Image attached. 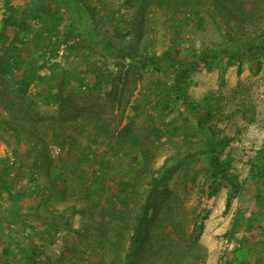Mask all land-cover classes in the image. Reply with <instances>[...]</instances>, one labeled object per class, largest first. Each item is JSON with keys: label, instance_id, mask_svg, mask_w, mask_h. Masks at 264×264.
I'll return each mask as SVG.
<instances>
[{"label": "rangeland", "instance_id": "374dc122", "mask_svg": "<svg viewBox=\"0 0 264 264\" xmlns=\"http://www.w3.org/2000/svg\"><path fill=\"white\" fill-rule=\"evenodd\" d=\"M80 3L96 42L60 0H0V264H123L160 179L130 264H264V0Z\"/></svg>", "mask_w": 264, "mask_h": 264}, {"label": "trees", "instance_id": "16d2710c", "mask_svg": "<svg viewBox=\"0 0 264 264\" xmlns=\"http://www.w3.org/2000/svg\"><path fill=\"white\" fill-rule=\"evenodd\" d=\"M61 2L67 4L69 7L72 8V10L77 11V16L80 17V21L83 24V22H86L88 20H91L92 24L89 28H87L86 38L85 42L86 44L91 42H96V34L95 29L96 26L95 23L92 21V17L95 16V11L91 8L83 7L80 3V0H60ZM5 33V32H4ZM2 34H0L1 38ZM255 45V44H254ZM253 45V46H254ZM260 50L264 51V41L260 44V47H258ZM215 53V52H212ZM217 53V52H216ZM215 53V54H216ZM203 61H205L206 57H200ZM8 58L3 59L4 61H7ZM7 62H10L9 60ZM147 64L149 66H157V65H165L169 70L173 72L175 75V89L180 94V97L184 100L186 104H189L190 102L185 98L186 94L183 91L182 87V81L184 80V75L182 72H179V68H181V64L172 56L171 52H164L161 55H153L150 56L147 60ZM177 72H179L177 74ZM40 78L41 76H37L36 72H27L23 74L21 79L19 80L20 85L29 86L32 84V82L36 79ZM206 122L204 120H198V125L201 128L206 127ZM221 144L215 143L211 138L208 141V146L206 148V153L209 155V163L212 169L213 177L216 179H221L227 182L232 189H237L238 184L236 180L227 173L226 169L224 168L223 162L219 159L218 151ZM189 155H186L183 157V159L188 158ZM182 159V160H183ZM182 162V161H181ZM264 173V172H263ZM161 183L160 180H154L152 184V188L150 189L149 193L147 194L143 205L141 206V210L139 211L138 215L136 216V220L133 226V233L131 237L129 238L128 245H127V253L125 255V259L123 261V264H130L132 263V257L136 251V249L140 246L142 240L145 237V223L150 215L151 210V195L156 190L157 186ZM229 206V203H228ZM40 264V263H39Z\"/></svg>", "mask_w": 264, "mask_h": 264}]
</instances>
